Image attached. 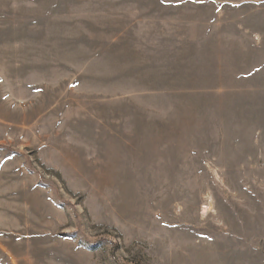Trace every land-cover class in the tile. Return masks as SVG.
Returning <instances> with one entry per match:
<instances>
[{
  "label": "rangeland",
  "instance_id": "1",
  "mask_svg": "<svg viewBox=\"0 0 264 264\" xmlns=\"http://www.w3.org/2000/svg\"><path fill=\"white\" fill-rule=\"evenodd\" d=\"M0 264H264V0H0Z\"/></svg>",
  "mask_w": 264,
  "mask_h": 264
}]
</instances>
